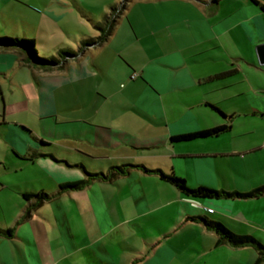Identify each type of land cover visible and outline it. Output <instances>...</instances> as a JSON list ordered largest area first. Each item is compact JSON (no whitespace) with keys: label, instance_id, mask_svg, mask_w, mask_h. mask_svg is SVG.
I'll use <instances>...</instances> for the list:
<instances>
[{"label":"crops","instance_id":"obj_1","mask_svg":"<svg viewBox=\"0 0 264 264\" xmlns=\"http://www.w3.org/2000/svg\"><path fill=\"white\" fill-rule=\"evenodd\" d=\"M154 1L148 0V5L155 16L144 21H152L148 28L154 50L144 47L141 56L131 40L121 43L117 38L119 16L112 34L98 45L102 52L91 58L83 51L62 68H32L16 52L0 50V227L18 224L15 235L0 234V264H130L122 249L138 252L139 247L123 237L129 232L139 233L152 247L175 233L177 247L185 250L199 245L210 253L230 249L229 244L217 246L216 232L189 219L193 216L219 220L234 232L264 242V193L193 199L159 173L142 168L114 181L94 179L79 191L58 193L60 184L86 179L72 168L86 174L125 163L174 172L191 187L249 192L264 185V64L258 53L264 43V12L250 0ZM73 3L85 10L77 0ZM57 14L47 15L55 19ZM134 40L142 38L136 33ZM18 65L28 66L33 76L21 79ZM227 71L232 75L209 80ZM113 76L123 82L115 87L102 81L100 87L94 85L98 78ZM3 80L11 82L12 98L16 94L20 105L7 101ZM135 87L139 91L131 97ZM73 92L80 108L89 105L81 102L84 97H94V110L60 118L59 96L68 100ZM28 116L40 121L39 129L28 125ZM221 125L228 129L213 137L171 141L173 136ZM40 139L48 145H41ZM71 140L83 144L57 143ZM49 153L80 166L42 155ZM43 192L52 197L20 222L36 201L25 194ZM7 198L13 203L3 201ZM167 220L182 224L174 231ZM154 229L159 235L151 233ZM249 247L236 248L233 256L210 257V264H254L258 254ZM156 253L158 261L150 259L155 264L178 260L175 247L161 245ZM185 260L194 261L181 258Z\"/></svg>","mask_w":264,"mask_h":264},{"label":"rangeland","instance_id":"obj_2","mask_svg":"<svg viewBox=\"0 0 264 264\" xmlns=\"http://www.w3.org/2000/svg\"><path fill=\"white\" fill-rule=\"evenodd\" d=\"M29 4H24L23 2L19 0H9L7 3L0 2V36H11L13 38L19 37V38H29L34 39L36 41V47L41 53V55L45 56H52V55H58L61 48H72L75 51H79L81 48L84 49L83 51L86 52L87 56H91V58L94 57V54L96 52H102L103 48L102 46H87L85 47L83 45L84 40L89 38H97L99 35H101L102 30L101 27L104 26L105 18L104 14L105 12L111 13V17L119 16L120 22L116 28V36L120 37V42L124 43V40L128 39L131 40L133 49L139 50L137 55L141 56V52H143V48H151L154 50L153 47V41L150 40L151 36L149 24L152 22L151 20L148 23H145L144 21L146 19H149L153 16H155L154 10H152L148 5V0H132L130 2H127L128 0H77L84 8V11H81L74 3L73 0H26ZM61 1V2H60ZM154 1V0H153ZM160 0H155L154 2H159ZM61 3V4H60ZM129 4L128 9H125L123 6L125 4ZM34 5V7H38L39 9L37 12V9H31V6ZM115 8V9H114ZM114 9V10H113ZM51 11L59 12L57 14L58 16L54 18H48L47 14H50ZM43 12V13H42ZM43 15H42V14ZM43 16L42 18L40 17ZM133 23H135L134 28L130 25L129 19ZM136 21V22H135ZM139 37L142 38L141 41L137 42L134 39H136V33ZM131 36L130 38H127V35ZM153 38V37H152ZM106 44V43H105ZM104 44V45H105ZM106 46V45H105ZM110 45H107V48ZM151 49L148 51H151ZM81 55V54H80ZM79 55V56H80ZM79 58V57H78ZM71 60V59H69ZM73 60V59H72ZM67 61L65 62V64ZM119 64H122L119 62ZM17 73L21 79H25L26 77H31L32 71L28 66H22L18 65ZM116 72H118L116 70ZM116 72L113 71L112 75H116ZM113 79L105 80V79H97L94 83L96 87H100L101 81L106 84H111V86H119L120 82L123 80H120V77L116 80ZM140 80V79H139ZM117 81V82H116ZM125 81V80H124ZM94 82V81H93ZM3 85L7 93V101L12 102L11 99H14V101H17L19 98L16 97V94L11 92V82L4 81ZM97 89V88H96ZM135 92L132 93L131 97H135L138 93V89L134 88ZM131 89H127L124 91V94L127 92H130ZM117 93V92H115ZM97 95V94H95ZM121 94L118 95L116 99H121ZM100 97L97 96V99ZM77 99V92H73L71 95V98L68 100L63 99V97L59 96V103L56 105V114L59 115L60 118H64L67 115H73L74 117H81L86 115L88 112L94 110V97L93 98H87L84 97L81 102H84L86 100L89 102V105H87L85 108L77 107L79 104V101ZM17 106L20 105L17 102L13 103ZM117 107V106H116ZM118 109V108H117ZM31 116H28V121H30L31 126H36L38 129L40 128V124L37 120L34 121V118L31 120ZM37 123V124H36ZM72 126V125H68ZM52 141V140H50ZM59 144H62L66 146H82L83 143H80L76 140L71 141H60L57 142ZM105 162V161H104ZM55 163V162H54ZM101 163V161H100ZM57 164V163H55ZM99 164V163H97ZM71 170H80L82 174L84 175V178H87L86 174L81 168H72ZM81 181V180H80ZM77 182V181H74ZM73 183V182H69ZM86 186H83L80 189H73L74 192L79 191ZM4 202L13 203V200L10 198H7L3 200ZM90 213L86 214V220L89 222L90 219ZM12 219V217H10ZM167 224L170 227H173L176 231L180 225V223H174L171 220H167ZM18 227V224L13 225V234H16V228ZM126 228V227H125ZM136 231H138L135 228ZM136 235H133L132 232L124 233L123 237L126 239V241L132 245H135L139 247L138 252H134L133 250H129L128 248L122 249V253L126 257H130L131 261L130 264H155L154 261H150V259H154L155 261H158V253H156V249L160 248V246L165 245L169 247H175V249L178 251V260H176L172 264H186L185 261H181V258L184 256H187L189 258V262L191 260H194L192 264H210V257L214 256H226V255H232L233 250L240 247H233L231 245H228V248L224 249V247H220V249L216 250V252L205 251V249L199 245V248L196 249H183L177 247V236L174 235L169 239L167 242V238L160 239V242L157 240L155 242V247H152V245H148L145 243L142 238L139 236V233L135 232ZM153 235H159V232L154 229L151 232ZM180 245V244H178ZM202 247V248H201ZM251 250H254L256 254H258L257 250L254 247H249ZM229 250V252H228ZM225 251V252H223ZM181 252V253H180ZM1 256V255H0ZM81 264L84 262L81 260ZM63 264V263H62ZM68 264V263H67ZM189 264V263H188Z\"/></svg>","mask_w":264,"mask_h":264},{"label":"trees","instance_id":"obj_3","mask_svg":"<svg viewBox=\"0 0 264 264\" xmlns=\"http://www.w3.org/2000/svg\"><path fill=\"white\" fill-rule=\"evenodd\" d=\"M214 3L219 2L220 0H211ZM252 3L257 5L264 12V0H250ZM126 7V4L123 6ZM115 9V8H114ZM113 9V10H114ZM105 23L104 26L101 27L102 33L97 38H89L84 40L83 45L87 46H95L104 43L109 36L112 34L118 16L111 17V13L104 14ZM85 49V48H84ZM84 49H80L78 52L72 48H61L58 55L45 56L41 55L39 50L36 47V41L34 39L29 38H13L11 36H0V50L13 51L22 56V61L24 64L32 67V68H43V69H54V68H62L66 61L69 59H76L78 56L83 53ZM233 71H227L220 74H216L214 76L209 77V80L222 79L224 77L232 75ZM215 108V107H214ZM228 129L227 126H217L208 130L186 133L177 136L171 137L172 142L179 141H192L199 138H207L216 136ZM41 145H48L47 142L40 139ZM44 156H50L52 159L58 162H64L68 166H80V165H72L67 161L60 160L55 157L53 154H42ZM27 159V158H26ZM29 159V158H28ZM32 159V158H30ZM83 167V166H81ZM133 168H142L145 171H153L160 174L162 180L174 185L177 187L186 197L193 199H214V198H249L261 195L264 193V185L256 188L249 192H229L225 190H218L212 187L200 185L197 187H191L187 184L186 180L174 172L165 173L160 169L150 170L146 166L138 163H125L122 165L112 166L107 172H88L85 170L87 178L81 181L73 182V183H65L60 184L58 193H62L64 191H69L73 189H80L83 186L88 185L94 179H102L106 181H114L119 176L126 175ZM57 193V194H58ZM27 197L35 198V203L29 206V208L24 212L21 219L24 221L30 218L32 208H36L37 206L42 205L46 200H49L52 196L43 192L36 194H25ZM189 219L201 221L204 223L209 229L216 232L218 239L216 245L229 244L234 247H245L252 246L258 252V257L254 264H262L264 262V242L261 238L252 235V234H243L237 233L228 228L223 222L215 219L208 218L206 216H193L189 217ZM13 229L10 228H1L0 234L12 236Z\"/></svg>","mask_w":264,"mask_h":264},{"label":"water","instance_id":"obj_4","mask_svg":"<svg viewBox=\"0 0 264 264\" xmlns=\"http://www.w3.org/2000/svg\"><path fill=\"white\" fill-rule=\"evenodd\" d=\"M260 63L264 64V43L258 46Z\"/></svg>","mask_w":264,"mask_h":264},{"label":"built area","instance_id":"obj_5","mask_svg":"<svg viewBox=\"0 0 264 264\" xmlns=\"http://www.w3.org/2000/svg\"><path fill=\"white\" fill-rule=\"evenodd\" d=\"M133 77H135V75ZM207 209H208L209 212H213V209L212 208H206V210Z\"/></svg>","mask_w":264,"mask_h":264}]
</instances>
